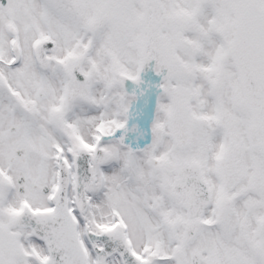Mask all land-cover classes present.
<instances>
[{"label": "snow or ice", "instance_id": "snow-or-ice-1", "mask_svg": "<svg viewBox=\"0 0 264 264\" xmlns=\"http://www.w3.org/2000/svg\"><path fill=\"white\" fill-rule=\"evenodd\" d=\"M0 264H264V0H0Z\"/></svg>", "mask_w": 264, "mask_h": 264}]
</instances>
